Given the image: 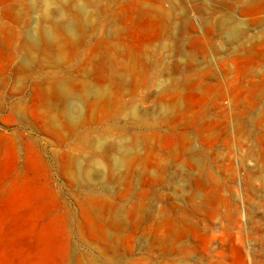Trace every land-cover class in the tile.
<instances>
[{
  "label": "rangeland",
  "instance_id": "obj_1",
  "mask_svg": "<svg viewBox=\"0 0 264 264\" xmlns=\"http://www.w3.org/2000/svg\"><path fill=\"white\" fill-rule=\"evenodd\" d=\"M80 1L69 32L0 0V264H264V0ZM84 80L109 96L69 122ZM95 159L122 166L80 183Z\"/></svg>",
  "mask_w": 264,
  "mask_h": 264
},
{
  "label": "bare ground",
  "instance_id": "obj_2",
  "mask_svg": "<svg viewBox=\"0 0 264 264\" xmlns=\"http://www.w3.org/2000/svg\"><path fill=\"white\" fill-rule=\"evenodd\" d=\"M33 3L37 6V7H40L41 8V11L40 13L42 14L43 13V18L48 19L49 21H54L56 19V21L61 24V26H63V28H65V30L71 32L73 31V22L70 21V17H71V13L74 12H71V8L73 7L77 12H81L83 11V9L86 7H84L83 3L80 1V0H32ZM80 1V2H79ZM175 0H171V5H172V2L174 3ZM181 2V1H180ZM179 2V3H180ZM82 3V4H81ZM178 4V3H176ZM180 5V4H178ZM173 6V5H172ZM181 6V5H180ZM33 7V6H32ZM84 7V8H83ZM39 8V9H40ZM183 9V7H182ZM181 11V10H180ZM71 12V13H70ZM80 13V14H81ZM39 14V13H38ZM40 14V15H41ZM55 14V15H54ZM158 14V13H157ZM169 14V13H168ZM37 15V14H36ZM167 15V14H166ZM162 16V15H160ZM164 16V15H163ZM42 18V19H43ZM72 18V17H71ZM38 22V21H37ZM89 23V22H88ZM37 24V23H35ZM77 25V23H75ZM46 25V24H45ZM75 25V26H76ZM171 25V24H170ZM78 26V25H77ZM35 27V26H34ZM169 27V26H168ZM37 28V27H36ZM35 28V29H36ZM80 28V27H79ZM88 28V27H87ZM55 29V28H54ZM78 29V28H77ZM37 30V29H36ZM79 30V29H78ZM81 30V29H80ZM57 31V30H56ZM60 31V30H59ZM33 32V31H32ZM61 32V31H60ZM23 33V32H22ZM30 33V31H29ZM87 33V32H86ZM238 34H239V31H238V28L236 26H234L233 28L231 29H228V31L226 32V36L229 40H235L237 37H238ZM46 35V34H45ZM55 32L50 30L49 33L47 34V36L49 38H54L55 37ZM58 35V34H57ZM56 35V36H57ZM72 35V34H71ZM75 35V34H74ZM82 35V34H81ZM47 37V38H48ZM78 38V36H76ZM27 38H29L27 36ZM76 39V38H75ZM74 39V40H75ZM83 39V38H82ZM81 39V40H82ZM24 40V39H23ZM30 40L33 42V46L35 45L34 43L36 42H39L40 41V36H39V33L37 32H33L31 33L30 35ZM53 40V39H52ZM56 40V38H55ZM238 40V38L236 39ZM235 40V41H236ZM25 41V40H24ZM45 41V40H44ZM72 41V40H71ZM30 42V41H28ZM61 42V41H60ZM59 42V43H60ZM81 42V41H79ZM169 42V41H168ZM167 42V43H168ZM58 43V42H57ZM76 43V42H75ZM172 43V42H171ZM40 44V43H39ZM32 45V43L30 44ZM56 45V44H55ZM79 45V44H78ZM28 46V44H27ZM32 46V47H33ZM36 46V45H35ZM54 46V45H53ZM30 49V48H29ZM37 49V48H36ZM45 49V48H44ZM31 50V49H30ZM25 51V50H24ZM54 51V50H53ZM55 52V51H54ZM57 52V50H56ZM43 54V53H42ZM56 55V54H55ZM48 56V55H47ZM98 56V54L96 55ZM97 58V57H96ZM102 59V58H101ZM104 59V58H103ZM21 60V59H20ZM59 60V58L57 59V61ZM29 61V60H27ZM27 61L25 63H27ZM113 61V60H112ZM24 62V61H23ZM107 62V61H106ZM30 63V62H29ZM109 63V62H108ZM115 63V62H114ZM113 63V64H114ZM117 63V62H116ZM116 63L114 65H116ZM21 64V63H20ZM23 64V63H22ZM110 64V63H109ZM108 64V65H109ZM112 64V65H113ZM111 65V66H112ZM113 65V66H114ZM119 65V64H117ZM23 66V65H22ZM110 67V66H109ZM116 67V66H115ZM119 67V66H118ZM19 68V67H18ZM23 68V67H22ZM103 69V68H102ZM112 69V68H111ZM113 70V69H112ZM111 70V71H112ZM125 70H128V69H125ZM110 71V70H108ZM117 71V70H116ZM116 71H112L114 73H116ZM120 71V70H118ZM117 71V72H118ZM104 72V71H103ZM121 72V71H120ZM128 72V71H127ZM126 72V73H127ZM87 73V72H86ZM90 73V72H89ZM88 73V74H89ZM105 73V72H104ZM108 73V72H107ZM110 73V72H109ZM113 73V74H114ZM124 72L121 73V75H123ZM125 73V74H126ZM120 73L118 72V75ZM124 74V76H125ZM104 75V74H103ZM107 75V74H106ZM120 76V75H119ZM118 76V78H119ZM109 77V76H108ZM115 78V75L113 76ZM122 77V76H121ZM120 77V78H121ZM111 79V78H110ZM56 82V81H55ZM110 82V81H109ZM73 83V82H72ZM121 83H123L121 81ZM113 84V83H111ZM72 85V84H71ZM114 85V84H113ZM73 86V85H72ZM70 86L69 83L65 82V81H62V82H58L57 84H55V87H56V91H57V96L61 99V102L63 103L64 105V110L62 112L63 116L65 117V119H67L69 122H76L78 120V118L80 117V114H81V110H82V107L84 104H86L87 102L91 101V105L92 104H96L98 103L99 101L103 100V99H106L107 96V93H106V88L105 90L100 86H96V84H92L90 83L89 81H83L81 82V88H82V91H78V90H75L74 87ZM107 87V86H106ZM114 90V89H113ZM111 91V90H110ZM108 90V92H110ZM108 101V100H107ZM113 102V101H112ZM163 106V105H162ZM125 111V110H124ZM132 116L138 118V119H141V114L140 112L136 109V108H132L131 107V110L129 112ZM140 121V120H139ZM70 124V123H69ZM142 126V125H141ZM74 128V127H73ZM111 141V140H110ZM131 142L128 144V143H125V141L123 140H117V141H113V142H106L103 146V149L105 152H108L106 154V156L108 154L111 153L112 150H116L118 154L122 155L124 153H127L129 152L131 149L130 147L133 149L132 145L131 146H128L130 145ZM134 146V145H133ZM189 147V146H188ZM183 149V148H182ZM186 150V149H185ZM188 150V149H187ZM186 152H190L191 149L189 151ZM181 152H183V150H181ZM185 152V154H186ZM194 152V150H193ZM193 152H190L189 156L190 157H196V152L193 153ZM183 154V153H182ZM111 155V154H110ZM187 155V154H186ZM112 157V156H111ZM198 158V157H196ZM194 158V160L196 159ZM106 159V158H105ZM189 159V157H188ZM199 159V158H198ZM165 160V159H164ZM168 160V159H167ZM109 161V160H108ZM119 161V160H118ZM118 161H114V164L112 163L113 166H119L121 165V163H118ZM198 161V160H196ZM89 165H84L80 162H76V171L77 173L75 174L77 176V178L79 179V182L80 183H84L86 182L87 180H90L92 179V181H96V179H101V180H106V176L111 174V167H108V165L105 164V162L102 160V159H95V160H89L88 161ZM113 162V161H112ZM195 162V161H194ZM200 162V161H199ZM160 164V163H159ZM200 165V164H199ZM122 166V165H121ZM160 166V165H159ZM161 170V171H160ZM160 170H156L153 172V174H155V180H154V185H153V192L155 193L154 194V197L156 199L160 198V196L158 195L157 193V190H158V185L159 183L164 180V177H165V180H170V178H174V175L173 173H169L170 172V169H169V165L168 164H165ZM127 172V170H126ZM130 174V173H129ZM176 176V175H175ZM156 179H159L156 180ZM169 197H166V198H163V205L162 206H156L154 204V207L152 209V217H153V220H154V223L155 225L157 226L159 224V218L160 216L161 217H164L163 214H162V210H168L172 205H171V202L168 201ZM173 207V206H172ZM141 209V208H140ZM162 209V210H161ZM138 210V209H137ZM167 213V212H166ZM175 221V220H174ZM171 222V221H170ZM173 222V221H172ZM171 226V225H170ZM177 226V225H176Z\"/></svg>",
  "mask_w": 264,
  "mask_h": 264
}]
</instances>
